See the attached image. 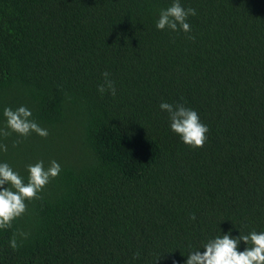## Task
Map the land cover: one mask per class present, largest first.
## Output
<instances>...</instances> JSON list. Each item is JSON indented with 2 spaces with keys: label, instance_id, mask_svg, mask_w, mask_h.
Returning <instances> with one entry per match:
<instances>
[{
  "label": "trees",
  "instance_id": "trees-1",
  "mask_svg": "<svg viewBox=\"0 0 264 264\" xmlns=\"http://www.w3.org/2000/svg\"><path fill=\"white\" fill-rule=\"evenodd\" d=\"M170 3L0 0V112L26 104L49 130L0 158L63 169L0 231V264H182L221 228L264 230V0H182L190 34L156 29ZM162 101L198 111L203 147Z\"/></svg>",
  "mask_w": 264,
  "mask_h": 264
},
{
  "label": "clouds",
  "instance_id": "clouds-1",
  "mask_svg": "<svg viewBox=\"0 0 264 264\" xmlns=\"http://www.w3.org/2000/svg\"><path fill=\"white\" fill-rule=\"evenodd\" d=\"M196 15L197 9L185 7L182 0H171L167 7L159 10L155 27L162 31L190 34L192 26L189 17ZM102 75L104 81L98 85V92L101 95L110 92L115 96L116 86L111 74L104 71ZM159 108L167 113L169 128L181 142L192 148L203 147L208 139L209 126L203 122L196 109L183 103L167 101H162ZM0 117V153L9 151L5 139L13 134L18 138H28L33 134L46 138L49 135L48 128L39 123L33 109L26 104L15 107L6 105ZM17 143L18 140H14L12 146L16 147ZM62 170L61 163L56 159H36L28 162L24 172H21L7 159L0 158V231L12 229L13 224L27 213L28 204L41 199L47 185ZM190 219L195 220V214ZM233 227L238 231L221 228L219 233L207 235L199 247L189 245L182 264H264V230L251 229L245 232L234 224ZM27 235L23 231H14L8 240L9 247L17 249L22 238ZM172 264L180 262L173 260Z\"/></svg>",
  "mask_w": 264,
  "mask_h": 264
}]
</instances>
